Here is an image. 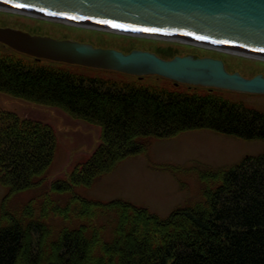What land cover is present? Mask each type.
<instances>
[{"label":"trees","instance_id":"trees-1","mask_svg":"<svg viewBox=\"0 0 264 264\" xmlns=\"http://www.w3.org/2000/svg\"><path fill=\"white\" fill-rule=\"evenodd\" d=\"M66 64L0 53V90L55 105L101 127L93 152L20 206L15 192L38 188L56 148L46 122L0 109V264H264V151L221 167L193 166L201 200L161 217L122 199L84 198L89 186L152 139L207 128L264 140V112L216 89L141 84L71 71ZM171 171L173 165L161 166ZM67 193L59 201L53 193Z\"/></svg>","mask_w":264,"mask_h":264},{"label":"rangeland","instance_id":"rangeland-1","mask_svg":"<svg viewBox=\"0 0 264 264\" xmlns=\"http://www.w3.org/2000/svg\"><path fill=\"white\" fill-rule=\"evenodd\" d=\"M5 12L7 11L0 10V26L17 28L32 35L90 43L95 47L117 49L124 53L130 50L151 51L164 59L187 54L216 55L223 59L228 71H238L246 77L257 73L264 75V60L254 57L242 58V55L220 51H215L220 54L207 52L196 45L173 40L114 34L102 29L83 28ZM0 52L11 51L0 43ZM67 68L88 76L131 78L118 72L77 65ZM169 82L163 77L148 75L140 83L170 86ZM220 94L225 98L241 100L264 112V93L221 90ZM0 109L50 124L57 141L54 157L47 171V181L38 188L25 189L9 196L7 204L12 209L48 188L52 180L67 178L72 167L86 159L100 141L101 127L98 124L76 117L59 106L42 104L0 90ZM263 151L262 139L246 140L205 128L187 130L171 137L152 139L145 152L126 157L112 171L100 176L91 185H76L74 191L92 200H126L164 217L178 206H188L201 200V182L193 166L198 163L212 167L229 166L247 155L254 156ZM167 164L180 168L178 171L160 169ZM198 168L204 167L198 165ZM6 195L7 187L0 182V205ZM52 196L61 201L67 199L68 194L53 193Z\"/></svg>","mask_w":264,"mask_h":264},{"label":"water","instance_id":"water-1","mask_svg":"<svg viewBox=\"0 0 264 264\" xmlns=\"http://www.w3.org/2000/svg\"><path fill=\"white\" fill-rule=\"evenodd\" d=\"M34 11L82 21L122 25L141 32H163L215 45L264 53V0H0ZM0 42L29 56L132 75H159L189 85L264 93V77L229 73L220 59L174 56L94 47L88 43L31 35L0 27Z\"/></svg>","mask_w":264,"mask_h":264},{"label":"bare ground","instance_id":"bare-ground-1","mask_svg":"<svg viewBox=\"0 0 264 264\" xmlns=\"http://www.w3.org/2000/svg\"><path fill=\"white\" fill-rule=\"evenodd\" d=\"M0 10H5V11H16V12H22V13H27V11L22 10V9H17L11 5L8 4H4V3H0ZM27 14H34V13H27ZM36 14V13H35ZM39 17H44V18H48L50 20H56L59 22H63V23H69L71 25H77V26H89L92 29H110V30H116L119 32H123V33H133V34H139V35H144V34H148L151 37H158V38H165V39H169V38H173V39H179V40H183V41H189V42H197L200 43L199 40L197 39H192L190 37H186V36H181V35H172V34H165V33H160V32H150V33H145V32H139V31H133V30H128L126 28L123 27H114V26H110V25H106V24H96V23H83L81 21H77L74 19H68V18H61V17H50V16H44V15H40V14H36ZM202 43V42H201ZM212 45V44H209ZM213 46V45H212ZM220 46H218L219 48ZM224 49H228L234 52H239V53H244L243 55H251V56H255V57H261L264 58V53H260V52H255V51H249V50H243V49H237V48H232V47H222Z\"/></svg>","mask_w":264,"mask_h":264},{"label":"snow or ice","instance_id":"snow-or-ice-1","mask_svg":"<svg viewBox=\"0 0 264 264\" xmlns=\"http://www.w3.org/2000/svg\"><path fill=\"white\" fill-rule=\"evenodd\" d=\"M17 7H25L26 5H22V4H17L15 5ZM105 23H110L108 21H105ZM114 27H122V25H116V24H113ZM198 39H207L206 37H197Z\"/></svg>","mask_w":264,"mask_h":264}]
</instances>
